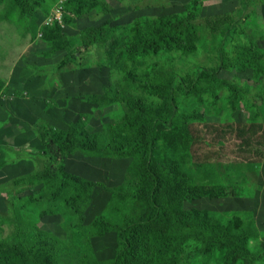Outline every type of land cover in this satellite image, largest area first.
<instances>
[{
	"label": "rangeland",
	"instance_id": "rangeland-1",
	"mask_svg": "<svg viewBox=\"0 0 264 264\" xmlns=\"http://www.w3.org/2000/svg\"><path fill=\"white\" fill-rule=\"evenodd\" d=\"M65 1L35 0L39 7L33 19L17 5L9 7L8 1L0 6V214L17 212L26 223L69 247L80 222L74 212L64 201L37 200L22 178L50 163L36 127L64 130L68 123L82 119L96 131L102 124L119 121L128 112L126 106L101 111L89 104V98L102 94L106 86L125 90L132 77L146 81L154 63L165 69L173 64L177 77L171 99L179 107L180 118L173 120V130L160 133L152 157L158 164L176 161L181 171L202 183L215 175L212 186L221 190L184 208L194 206L224 227L249 231V249L257 258L253 264H264V70L261 75L252 70H221V80L228 79L245 91L233 106L227 91H188L185 83L189 74L217 69L220 56L230 54L238 43L264 54V0H85L75 3L80 16L69 14L67 22ZM57 11L62 13L60 23L53 20ZM182 15L192 16L206 36L203 47L188 57L182 50L164 51L159 58L137 51L138 36L146 38L153 29ZM103 24L114 31L115 38L87 51L76 45L54 50L41 40V29L47 25H59L69 35H77ZM163 97L166 101L159 95L151 103L168 111L169 98ZM175 134L184 140L183 145L173 146L170 140ZM85 163L73 159L67 169L103 184L93 195L90 220L106 214L115 220L122 213L131 222L144 220L149 196L127 204L117 192L138 182L148 193L151 183L140 169L131 170V161L111 158ZM155 171H160L157 166ZM202 183L195 184L201 187ZM171 185L164 184L158 191L159 203H176ZM2 231L1 245L7 248L13 244L8 240L11 230L6 226ZM115 246L113 233L95 238L88 264H111ZM224 257L225 252L203 251L198 243L188 248L181 264H223ZM55 264L79 262L67 255ZM133 264L147 262L137 258Z\"/></svg>",
	"mask_w": 264,
	"mask_h": 264
},
{
	"label": "trees",
	"instance_id": "trees-1",
	"mask_svg": "<svg viewBox=\"0 0 264 264\" xmlns=\"http://www.w3.org/2000/svg\"><path fill=\"white\" fill-rule=\"evenodd\" d=\"M7 1L9 7L17 5L25 16L32 19L34 10L39 7L35 0H0V6ZM82 1L85 0L65 1L66 22L69 14L80 16L81 10L76 9L75 3L78 5ZM191 17H176L170 24L150 31L146 38L138 36L135 48L144 54L154 55V58L161 57L164 51L173 50H182L185 57L190 56L197 47H203L207 42L206 36ZM41 31L42 42L54 50L76 45L87 51L115 38L114 31L107 24L87 28L77 35H69L59 25H47ZM220 60L217 69H203L197 74H189L185 83L188 91H227L233 106L238 98L245 96V91L228 79L221 80L219 73L223 69L252 70L261 75L264 54L238 43L230 54L221 55ZM172 65L165 69L162 64L154 63L146 75V81H136L132 77L129 88L125 90L106 86L102 94L89 98V104L101 111L117 104L126 106L128 112L119 121L102 124L101 129L96 131H91L82 119L68 123L64 130L49 132L36 127L43 152L50 163L22 178L37 200L48 203L64 201L80 221L79 228L73 233L72 244L68 247L65 242L26 223L17 212L6 217L0 214V264H40L39 260H43L44 264H55L67 255L74 257L79 264H88V251L93 240L108 233L115 235L116 242L111 264H133L137 258H143L147 264H181L188 248L198 243L202 244L203 251L217 248L225 252L223 264H236L238 261L253 264L257 261L249 249V231L233 226L224 227L194 206L184 208L193 200L221 190L212 186V182L216 183L215 175H208L209 182L202 183L181 171L176 161L158 164L159 161L152 157L160 133L173 130V120L180 118L179 107L171 99L177 77ZM2 89L0 82V92ZM159 95L164 101L163 96L169 98L168 111H161L151 103V99ZM170 141L174 146L183 145L184 140H178L175 134ZM106 158L122 163L131 161V170L140 169L149 178L151 186L148 193L141 189L138 182L131 186L124 185L122 191L115 189L127 204H135L146 194L149 196L150 209L140 223L129 221L124 213L118 214L115 220L107 214L95 215L90 220L93 195L103 184L78 170L67 169V163L76 159L87 164L85 162ZM53 162H61L62 165L57 167ZM155 166L159 172L155 171ZM168 183L172 184V197L177 201L172 204L159 203L158 191ZM195 183H202V186L198 187ZM6 226L11 230L8 240L13 243L7 248L1 245V233ZM187 258L191 260V256Z\"/></svg>",
	"mask_w": 264,
	"mask_h": 264
},
{
	"label": "built area",
	"instance_id": "built-area-1",
	"mask_svg": "<svg viewBox=\"0 0 264 264\" xmlns=\"http://www.w3.org/2000/svg\"><path fill=\"white\" fill-rule=\"evenodd\" d=\"M54 17H55V19H53L54 21L55 20H57L59 23L61 22V17H62V13H61V11H57V12H55L54 13Z\"/></svg>",
	"mask_w": 264,
	"mask_h": 264
}]
</instances>
